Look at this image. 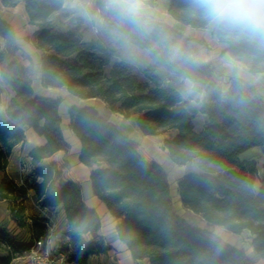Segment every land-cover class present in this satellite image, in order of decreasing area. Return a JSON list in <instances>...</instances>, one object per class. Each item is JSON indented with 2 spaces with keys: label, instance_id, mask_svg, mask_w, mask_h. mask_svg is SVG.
I'll use <instances>...</instances> for the list:
<instances>
[{
  "label": "trees",
  "instance_id": "16d2710c",
  "mask_svg": "<svg viewBox=\"0 0 264 264\" xmlns=\"http://www.w3.org/2000/svg\"><path fill=\"white\" fill-rule=\"evenodd\" d=\"M141 1L153 7L161 0ZM166 1L173 20L191 28L209 24L193 0ZM0 2L7 7L24 3L29 24L36 28L34 46L42 51L39 63L44 87H63L82 99L100 98L108 112L125 118L136 116L143 134L173 131L164 147L171 162L185 166L176 187L182 208L206 225H219L236 234L247 230L253 252L264 259V185L255 191L257 164L239 159L240 153L251 147L264 148V99L253 85L231 79L222 90L211 66L194 60L186 51H174L182 35L165 22L147 23L143 15L123 11L109 23L118 45L111 52L102 40H84L78 28H56L51 17L62 9L64 0ZM103 2L95 0L98 6ZM0 36L5 40L0 77L13 91L5 112L15 122H0V199L11 202L10 218L22 228L26 223L18 198L26 189L11 181L4 168L12 147L24 140L23 127L32 128L45 139L44 144L28 151L32 164L59 150L67 152L69 144L58 112L61 98L34 94L31 68L14 58V31L1 18ZM214 36L226 45L224 51L232 59L247 66L249 73H264V39L223 26L216 27ZM125 41L150 49L152 71L144 80L125 60L112 61L113 53L119 52ZM157 67L166 71L164 77L154 73ZM183 79L191 82L192 92L202 95L201 99L186 97L176 87ZM199 113L206 121L196 131L193 120ZM68 119V127L80 145L78 160L90 168L92 193L118 220L116 236L133 259H145L147 264H254L242 249L211 238L205 229L178 214L166 171L155 161L144 159L137 143L106 114L71 106ZM60 176L50 164L35 170L24 183L34 191L41 207L63 209L66 226L59 250L65 259L88 264L92 255L106 253L110 246L98 235L100 216L83 202L80 185L58 182ZM28 231V240L20 242L22 247L18 248L13 246L9 230L0 228V248L7 252L0 264H9L13 255L27 251L34 239L48 233L45 224L38 222H32Z\"/></svg>",
  "mask_w": 264,
  "mask_h": 264
},
{
  "label": "crops",
  "instance_id": "0c3cea01",
  "mask_svg": "<svg viewBox=\"0 0 264 264\" xmlns=\"http://www.w3.org/2000/svg\"><path fill=\"white\" fill-rule=\"evenodd\" d=\"M164 1L165 5V12L167 13L168 8V2L166 0ZM72 6V0H64L62 10H65L66 8H70ZM20 9L21 16L22 17H16L14 10ZM146 6L142 7V11L148 12ZM60 11L54 13L51 17L52 22L55 24L56 28H58L61 31H68L72 29H76L75 25H72L70 22L66 23L64 25H57L56 21H54V17L56 14H58ZM168 15V13H167ZM0 18L4 21H6L8 24L11 25L14 31L15 36V43L17 50L15 52L14 58L22 62L25 66H29L30 63H32L34 72L32 74L31 79V88L35 95L40 97H47V98H61V100H65L66 98H70L71 103H73L71 106H75L78 109H84V108H93L97 112L100 113H106L107 117L110 122L120 127L125 133H127L132 140H134L137 143V150L140 153V155L146 159V160H153L162 167L164 164H170L175 165L179 168H182L183 173L181 174L180 178L185 173V166H179L174 164L168 159L167 155V149L164 147V141L163 140V150L161 152L157 153V150L155 148L156 143V137L159 134H143L139 128L136 125V116H130L128 118H125L122 114L118 112H108L106 110V105L104 101L100 98H78L76 96H73L67 92V90L63 87H44L41 80V69H40V57L42 55V51L37 49L34 46L33 43V35L35 33L36 28L29 24V18L28 15L24 9V3L18 2L14 6H3L0 2ZM168 20L171 21L173 28L180 30L181 28L190 27L188 25L181 24L180 22H177L173 20L171 17H166ZM207 27V26H206ZM205 27V28H206ZM193 29H203V28H193ZM216 29V26H215ZM215 32V31H214ZM213 32V34H214ZM83 39L85 40L84 33H82ZM214 36V35H213ZM215 37V36H214ZM94 39L96 40L97 37L92 36L88 38V40ZM216 39V38H215ZM217 40V39H216ZM218 42V41H217ZM222 48V51L224 53L225 62H220L214 66V69L212 70V76L218 81L222 76L224 79L227 78V84L225 85V89H227L229 82L231 79H243L253 85V87L256 89V91L259 93V95L264 99V73H256L251 74L248 71V68L243 63L236 61L232 59L227 52L224 51L226 45L224 43L218 42ZM5 50V40L3 37L0 36V52ZM148 65H152V61L149 58ZM161 68V69H160ZM155 68L154 73L159 75L160 77H164L166 75V71L160 67ZM156 70V71H155ZM159 70V72H157ZM187 80V79H186ZM189 81V80H188ZM190 86L191 82L189 81ZM13 95V91L11 87L7 84H5L1 77H0V122L3 124H10L15 123L12 121L8 116L6 115L5 109L8 105L9 99ZM202 96V95H201ZM77 98V99H76ZM200 97L199 99H201ZM198 105V103H197ZM61 104L58 106V112ZM69 106V107H71ZM69 109V108H68ZM64 111V109H62ZM63 112L61 113V115ZM60 115V113H59ZM60 115V117H61ZM63 119V116L61 117ZM198 120V123H195V121ZM61 124L65 123V127L62 128V133L64 136L65 141L69 144V150L67 151V154L63 150H59L57 152H54L50 156L44 157L39 161H36L35 163L31 164L29 169L27 171H24V169L21 167V161L24 159V156L28 153L30 148L39 146L44 144L45 139L42 136H39L36 134V132L29 127L24 126V140L22 142H19L15 144L12 147L11 153L7 159L4 171L6 176L13 181L18 187H22L26 189V193L24 196L18 198L19 204L23 207V216L24 221L26 223V228L28 231V228L32 222H38L45 224L48 232H51V249L52 251L59 250V243L62 240V232L63 229L66 226V219L64 215V211L61 208V206H57L54 210L49 211L47 208L41 207L38 204V201L35 197L34 191L31 188H28L25 186V179L29 177L35 170L38 169H45L48 165L53 164L55 165L56 169L61 172L62 176L58 178V182L62 181H72L75 183H78L81 187V194L82 199L85 205L89 208L94 209L97 214L100 216L101 219V226L98 231V235L104 239L103 235V227H102V220L106 219L109 221L112 225V235L114 239V244L119 246V254L120 257L118 258V261L120 264H136V262H139L138 259H133L130 255V252L126 249L125 245L117 238L115 226L118 222V220H115L110 216L108 213V210L104 203L98 199L96 196L93 195L90 181H89V174H90V168L83 163H81L78 160V154H79V141L77 138L73 135L71 130L68 127V116L64 120H61ZM206 121V116L199 113L195 116L193 123H194V130L200 131ZM61 125V126H62ZM161 134V133H160ZM70 144L72 145V152L70 151ZM252 150H255V157H244V151L240 153L239 159L242 161H250L253 160L257 164V168L261 164L262 167H264V148H261L259 146L251 147ZM66 154V155H64ZM57 157H59L57 159ZM164 169V168H163ZM31 171H33L31 173ZM168 179V176H167ZM178 181V180H177ZM175 181V183H177ZM169 182V180H168ZM170 184V183H169ZM14 222L10 218V207L7 203V200L0 199V228H8L10 225H12ZM29 236V231L27 232ZM29 238V237H28ZM28 240V239H27ZM26 240V241H27ZM26 241H21L26 242ZM110 249L107 251H111L113 246L110 245ZM106 252V253H107ZM4 254V255H2ZM105 253H100L97 255H104ZM96 254L92 255L89 258V261L91 258H96ZM7 252L0 248V258L6 257ZM143 264H147V261L143 259ZM89 263V262H88Z\"/></svg>",
  "mask_w": 264,
  "mask_h": 264
},
{
  "label": "rangeland",
  "instance_id": "374dc122",
  "mask_svg": "<svg viewBox=\"0 0 264 264\" xmlns=\"http://www.w3.org/2000/svg\"><path fill=\"white\" fill-rule=\"evenodd\" d=\"M164 1H159L153 7L145 5L141 0H104L103 6H98L95 3V0H72V6L70 8H66L65 10L60 11L54 17V21L58 23L57 25H64L66 23H71L78 28L81 33H84L85 40L88 38L95 36L98 40H102L103 43L109 48L111 52L117 48V39L112 30L109 29V23L111 20L123 11H127L132 14H140L143 15L145 21L147 23L153 22H165L166 24L172 26L170 20L166 17H170L165 12ZM146 6L147 9L149 7L151 10L148 12L142 11V7ZM103 7V9H102ZM96 8L99 9V12L96 11ZM135 8V11H130V9ZM14 14L16 17H22L20 9L14 10ZM106 17H110L106 19ZM173 27V26H172ZM96 30V31H95ZM181 32L182 38L178 41L177 45L174 47V51L180 52H188L190 57L194 60L207 64L214 69V66L218 63L225 62L224 53L220 44L217 42L215 37L213 36V32L215 31V26L207 25L206 28L203 29H193L191 27H185L178 30ZM215 33V32H214ZM150 58V49L149 48H138L129 42L125 41L121 44V50L119 52L113 53L112 61L115 60H125L129 63L130 67L133 69V72L140 78L144 80L146 76H148L150 69L149 63ZM29 67L31 68L32 74L34 72V68L32 63H30ZM160 68V67H158ZM161 69V68H160ZM156 71V70H155ZM159 72V70H157ZM221 84L222 90L225 89V85L227 84V78L224 79L223 76L218 79ZM176 87L187 97L200 98L201 95H197L192 92L191 86L188 80L183 79L180 82H177ZM71 98V96H70ZM70 98H66L61 101L59 113L63 112L61 117L63 116L64 120L68 116V108L73 103H71ZM77 99V98H76ZM64 109V111L62 110ZM104 114H107V112ZM62 122V121H61ZM198 123V120L195 121ZM62 125V124H61ZM65 127V123L61 126V129ZM174 134L173 131L167 130L164 133L157 135L155 148L158 152L163 150V140L169 139ZM66 152V151H65ZM72 152V145L70 144V151ZM255 150L249 148L245 150L243 153L244 157H252L255 155ZM67 154V152H66ZM64 154V155H66ZM59 157H57L58 159ZM21 167L24 171H27L31 165H27V167H23L21 162ZM166 174L168 176V180L170 183V195L173 201L175 208L177 209L178 214L183 215V217L190 223L197 225L207 231L209 236L214 239H218L224 241L235 248L242 249L245 255L254 263V264H264V259L259 258L251 247V235L247 230H243L242 232L236 234L222 226L219 225H206L205 222L198 216L192 215L190 213L185 212L182 208L181 203L178 199V194L176 192L177 181L181 174L183 173L182 168H179L175 165L164 164L163 166ZM33 171H31L32 173ZM34 173V172H33ZM1 176V172H0ZM62 176V174H61ZM60 176V177H61ZM258 181L255 183V191L261 186L264 185V167L260 164L258 167ZM7 203L10 205L11 202ZM103 227V235L104 239L108 244H112V250L100 256L97 255L96 258H91L88 264H120L118 258L119 254V246L114 244V239L112 235V225L106 219L102 220ZM11 237L13 238L16 246L21 248V241H26L28 239L27 228L18 227L15 223L10 225L8 228ZM14 248V247H11ZM4 255V254H2ZM144 261L139 260L136 264H143ZM9 264H30L29 260L22 250L17 255H13Z\"/></svg>",
  "mask_w": 264,
  "mask_h": 264
},
{
  "label": "clouds",
  "instance_id": "9594fccd",
  "mask_svg": "<svg viewBox=\"0 0 264 264\" xmlns=\"http://www.w3.org/2000/svg\"><path fill=\"white\" fill-rule=\"evenodd\" d=\"M193 3L210 26H223L264 39V0H193Z\"/></svg>",
  "mask_w": 264,
  "mask_h": 264
},
{
  "label": "built area",
  "instance_id": "2783aa9c",
  "mask_svg": "<svg viewBox=\"0 0 264 264\" xmlns=\"http://www.w3.org/2000/svg\"><path fill=\"white\" fill-rule=\"evenodd\" d=\"M96 11L99 12V9L96 8ZM96 31V30H95ZM32 158L27 154L24 156V159L21 161L23 167L32 164ZM257 177L258 176L257 173ZM30 177H27L26 180L29 181ZM36 181H40V177H35ZM51 232H48L44 237H39L33 240L32 246L25 251V254L29 260L30 264H78L73 261H67L65 259L64 253L60 250L52 251L51 249ZM59 249V247H58Z\"/></svg>",
  "mask_w": 264,
  "mask_h": 264
}]
</instances>
